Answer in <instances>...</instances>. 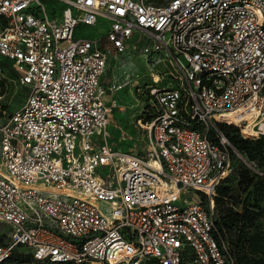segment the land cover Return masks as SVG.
<instances>
[{"label":"built area","instance_id":"2783aa9c","mask_svg":"<svg viewBox=\"0 0 264 264\" xmlns=\"http://www.w3.org/2000/svg\"><path fill=\"white\" fill-rule=\"evenodd\" d=\"M62 1L51 16L42 0H0V58L24 94L0 126V264L16 250L42 264H236L216 188L234 153L264 169L218 123L264 135V0ZM99 18L103 37L77 35ZM137 34L151 82L106 89L109 55ZM127 84L135 135L113 122Z\"/></svg>","mask_w":264,"mask_h":264},{"label":"rangeland","instance_id":"374dc122","mask_svg":"<svg viewBox=\"0 0 264 264\" xmlns=\"http://www.w3.org/2000/svg\"><path fill=\"white\" fill-rule=\"evenodd\" d=\"M47 7L48 13L53 15H61L63 9L67 6L65 2L62 0H42ZM110 22L106 19L99 18L98 23L93 26L80 25L77 27V35L78 36H88L93 38H101L103 37L108 28ZM150 39L139 38V35L133 36L128 41V47L123 53H111L108 57L107 66L101 75V82L103 83L106 89H110V86L114 82H125L133 81L134 79H138L141 84L150 83L151 77L148 68V60L149 57L147 54L143 52V46L145 44L150 43ZM184 63L186 60L184 57L181 58ZM161 70H168L170 67L165 66L164 64H160L158 66ZM9 82V80H8ZM130 85H125L122 89L116 91L114 95L117 97L118 101L121 104L125 105L124 110L115 109L113 112V122L121 123L124 129H126L129 133L135 135V128L133 126V122L137 115V108L134 106L135 104V96L129 91ZM11 89V90H10ZM6 90V93L2 95L0 98V126L3 123L4 118L8 113L20 107L24 100L23 91L13 95L12 91L15 89V85L13 87ZM135 88H133V91ZM5 106V107H4ZM5 111V112H4ZM130 125V126H128ZM132 127V128H131ZM109 130L112 132L111 141L115 143V138L119 139L120 132L117 128L113 126V123L109 126ZM224 132V131H223ZM224 134L230 139V136L233 134L226 133ZM230 134V136H229ZM116 145V144H115ZM134 145L133 140H124L117 144V148L122 151H128ZM240 153L247 156L243 150H240ZM247 158V157H246ZM248 159V158H247ZM249 160V159H248ZM260 169H263L264 162L259 159L255 160ZM241 169H249L250 174L252 175V170L244 163L241 157L234 153V162L233 167L230 173L227 175V180L221 181L219 184L224 186H231L232 193L237 195L238 198L241 199L242 202L246 204H252L257 202L264 212V197L257 201L258 194L254 190V183L247 184L244 182L240 183V170ZM109 172L108 169L98 170V173L102 176H105ZM253 180L256 181L257 178L253 177ZM102 210L108 212L107 204H102ZM259 225L264 230V215L259 220ZM7 230V225L0 222V241H3L6 237L5 231Z\"/></svg>","mask_w":264,"mask_h":264},{"label":"trees","instance_id":"16d2710c","mask_svg":"<svg viewBox=\"0 0 264 264\" xmlns=\"http://www.w3.org/2000/svg\"><path fill=\"white\" fill-rule=\"evenodd\" d=\"M0 71V95H3L6 90L13 87L10 78H14L16 74L10 64L1 58ZM218 127L226 133H233L231 136L229 134L230 140L239 151L243 150L246 153L250 161L259 159L260 162H264V135L258 138H247L240 134L236 125L218 123ZM252 172L251 175L249 169H241L239 181L242 184L244 182L254 183L258 201L264 197V176ZM253 177L257 180L254 181ZM225 180L227 177L222 181ZM232 189L231 186L221 184H218L216 188L215 202L219 233L229 241L236 264H264V230L259 225V220L264 215L263 209L257 202L252 204L242 202L237 195L232 193ZM9 264L42 263L35 261L31 255L16 250Z\"/></svg>","mask_w":264,"mask_h":264},{"label":"bare ground","instance_id":"6f19581e","mask_svg":"<svg viewBox=\"0 0 264 264\" xmlns=\"http://www.w3.org/2000/svg\"><path fill=\"white\" fill-rule=\"evenodd\" d=\"M241 135L243 137H252L254 135L253 131L249 128V127H243L242 131H241Z\"/></svg>","mask_w":264,"mask_h":264}]
</instances>
